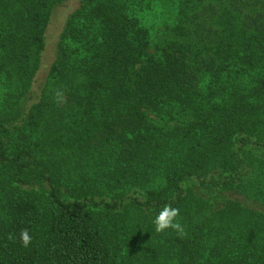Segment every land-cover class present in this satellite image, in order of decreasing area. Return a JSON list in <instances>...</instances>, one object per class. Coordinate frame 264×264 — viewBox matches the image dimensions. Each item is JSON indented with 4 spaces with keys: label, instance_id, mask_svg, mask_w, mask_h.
Returning a JSON list of instances; mask_svg holds the SVG:
<instances>
[{
    "label": "trees",
    "instance_id": "1",
    "mask_svg": "<svg viewBox=\"0 0 264 264\" xmlns=\"http://www.w3.org/2000/svg\"><path fill=\"white\" fill-rule=\"evenodd\" d=\"M0 264H264V0H0Z\"/></svg>",
    "mask_w": 264,
    "mask_h": 264
},
{
    "label": "clouds",
    "instance_id": "2",
    "mask_svg": "<svg viewBox=\"0 0 264 264\" xmlns=\"http://www.w3.org/2000/svg\"><path fill=\"white\" fill-rule=\"evenodd\" d=\"M57 97L58 99L61 98V94L58 93ZM178 216V208L172 207L170 205H165L164 207H162L153 220L156 231L161 232L168 228H172L182 233L183 228L177 221ZM21 241L24 247H27L31 243L32 237L29 235V232L27 230L21 233Z\"/></svg>",
    "mask_w": 264,
    "mask_h": 264
},
{
    "label": "rangeland",
    "instance_id": "3",
    "mask_svg": "<svg viewBox=\"0 0 264 264\" xmlns=\"http://www.w3.org/2000/svg\"><path fill=\"white\" fill-rule=\"evenodd\" d=\"M172 8L167 7V5L162 7L161 5L155 8H147L141 10L142 14L146 17L145 24L152 29L157 37L155 39H161L163 37L165 26L170 22V15L172 13ZM52 33H56V27H52ZM44 76V75H43Z\"/></svg>",
    "mask_w": 264,
    "mask_h": 264
}]
</instances>
